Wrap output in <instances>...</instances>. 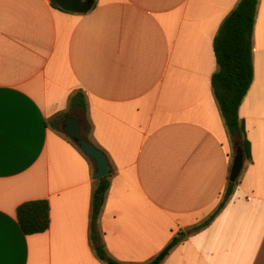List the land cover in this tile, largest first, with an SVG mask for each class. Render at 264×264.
I'll return each instance as SVG.
<instances>
[{
	"label": "crops",
	"instance_id": "obj_1",
	"mask_svg": "<svg viewBox=\"0 0 264 264\" xmlns=\"http://www.w3.org/2000/svg\"><path fill=\"white\" fill-rule=\"evenodd\" d=\"M240 0H0V264H107L91 240L96 170L68 116L111 164L99 217L108 254L148 264L218 208L235 148L213 90L214 39ZM254 80L239 110L251 158L231 198L161 264H264V0ZM86 108L72 107L78 92ZM45 199L26 234L18 207Z\"/></svg>",
	"mask_w": 264,
	"mask_h": 264
},
{
	"label": "trees",
	"instance_id": "obj_2",
	"mask_svg": "<svg viewBox=\"0 0 264 264\" xmlns=\"http://www.w3.org/2000/svg\"><path fill=\"white\" fill-rule=\"evenodd\" d=\"M258 4L259 0H240L225 18L214 39L218 63V70L213 75L214 94L234 148L236 150L241 147L246 159L251 158V143L246 134L244 121L240 118L239 110L254 80L253 32ZM71 106L86 108L84 92L78 91L72 97ZM82 137L90 141L89 133H83ZM110 176L111 173L94 182L90 223L91 240L96 254L101 260L107 264H127L115 260L108 254L99 228V217L110 187ZM238 182L239 179L235 182L229 180L217 210L203 223L188 229V231H180L148 264H161L187 234H193L208 226L225 207ZM17 217L24 233L44 232L50 224L49 202L45 199L26 201L18 207Z\"/></svg>",
	"mask_w": 264,
	"mask_h": 264
},
{
	"label": "water",
	"instance_id": "obj_3",
	"mask_svg": "<svg viewBox=\"0 0 264 264\" xmlns=\"http://www.w3.org/2000/svg\"><path fill=\"white\" fill-rule=\"evenodd\" d=\"M54 6L73 13L89 12L95 0H50ZM63 129L80 147V149L94 160L96 170L93 177L97 180L111 173V164L107 154L93 142L82 137L80 124L77 118L68 116L63 122ZM245 164V155L241 147L235 151L229 180L235 182L239 179Z\"/></svg>",
	"mask_w": 264,
	"mask_h": 264
}]
</instances>
